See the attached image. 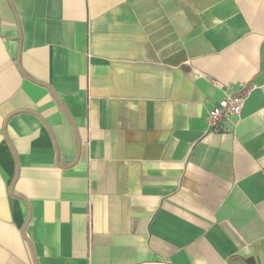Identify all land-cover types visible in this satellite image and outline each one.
<instances>
[{
  "label": "crops",
  "instance_id": "crops-1",
  "mask_svg": "<svg viewBox=\"0 0 264 264\" xmlns=\"http://www.w3.org/2000/svg\"><path fill=\"white\" fill-rule=\"evenodd\" d=\"M0 264H264V0H0Z\"/></svg>",
  "mask_w": 264,
  "mask_h": 264
},
{
  "label": "built area",
  "instance_id": "built-area-1",
  "mask_svg": "<svg viewBox=\"0 0 264 264\" xmlns=\"http://www.w3.org/2000/svg\"><path fill=\"white\" fill-rule=\"evenodd\" d=\"M248 90L241 89L235 92H226L223 97L211 108L207 115V122L213 130L221 129L220 123L231 116H239Z\"/></svg>",
  "mask_w": 264,
  "mask_h": 264
}]
</instances>
